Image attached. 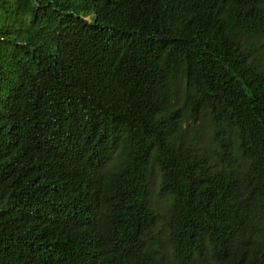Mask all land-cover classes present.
Instances as JSON below:
<instances>
[{"label":"trees","instance_id":"1","mask_svg":"<svg viewBox=\"0 0 264 264\" xmlns=\"http://www.w3.org/2000/svg\"><path fill=\"white\" fill-rule=\"evenodd\" d=\"M0 264H264V0H0Z\"/></svg>","mask_w":264,"mask_h":264},{"label":"rangeland","instance_id":"2","mask_svg":"<svg viewBox=\"0 0 264 264\" xmlns=\"http://www.w3.org/2000/svg\"><path fill=\"white\" fill-rule=\"evenodd\" d=\"M186 89L185 84L181 83L175 88V97L174 102L175 106L178 108L180 115L185 118L188 123H192V129L196 131L197 134H202L205 138L209 137L211 134V123L208 118H198L196 121H193L191 114L190 104L186 99ZM160 187V175L155 172L153 183H152V192L155 200L158 202L159 211L157 216V225L155 228V239H156V249L159 248L162 252H165L170 249L167 238H166V229L164 225L168 220L167 216V203L168 195L159 194Z\"/></svg>","mask_w":264,"mask_h":264}]
</instances>
